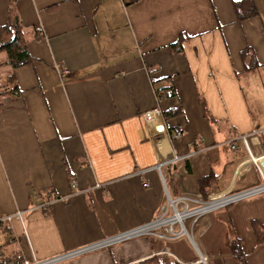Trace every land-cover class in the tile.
<instances>
[{
    "label": "crops",
    "instance_id": "0c3cea01",
    "mask_svg": "<svg viewBox=\"0 0 264 264\" xmlns=\"http://www.w3.org/2000/svg\"><path fill=\"white\" fill-rule=\"evenodd\" d=\"M233 1L0 0V26L17 16L32 57L12 69L0 52L1 84L18 88L0 97L5 255L43 259L148 222L166 193H201L202 176H213L209 192L259 181L253 169L236 174L245 152L226 143L262 129L233 78L249 55L251 70L264 67V0L243 20ZM169 84L170 96L156 90ZM156 106L158 147L142 118ZM176 125L183 133L170 140ZM168 148L195 154L159 171L158 150ZM253 221L264 229V196L188 221L189 237L144 235L57 264H264Z\"/></svg>",
    "mask_w": 264,
    "mask_h": 264
},
{
    "label": "built area",
    "instance_id": "2783aa9c",
    "mask_svg": "<svg viewBox=\"0 0 264 264\" xmlns=\"http://www.w3.org/2000/svg\"><path fill=\"white\" fill-rule=\"evenodd\" d=\"M66 73V70L61 71V75ZM142 118L149 132L152 144L158 147L162 143V133L165 134V129L161 124V109L156 106L143 113ZM158 125L162 126L161 130L156 128ZM168 133L170 140L177 139L182 135L183 127L181 125L173 126ZM226 145L232 151L237 150L238 145H241L244 149L245 157L239 161L235 172L240 175L249 169H253L259 176L257 183L238 190L210 191L205 197L202 193L195 192L182 194L177 197H171L166 193V200L159 214L148 222L43 259H38L32 255V258L24 259L23 264H57L76 256L108 248L144 235H154L158 239L167 240L176 239L181 236L189 237L190 229L186 226L188 221L192 226L204 215L225 208L238 201L264 194V128L233 138ZM194 154L195 151L177 154L171 153L169 148L166 151L160 149L158 150L159 156L155 167L160 171L163 165L189 161ZM15 217L19 220L21 219L19 213Z\"/></svg>",
    "mask_w": 264,
    "mask_h": 264
},
{
    "label": "trees",
    "instance_id": "16d2710c",
    "mask_svg": "<svg viewBox=\"0 0 264 264\" xmlns=\"http://www.w3.org/2000/svg\"><path fill=\"white\" fill-rule=\"evenodd\" d=\"M233 7L237 15V18L240 20L248 19L257 14L256 6L253 0H234ZM0 52L4 54L3 64L9 65L12 69L32 61V57L29 55L27 51V39L24 35V29L17 16L9 17V20L4 25L0 26ZM246 54H247L246 49L241 52V56L243 59ZM249 56H250V60H252L251 66H253L254 64H256V62L253 61L252 55ZM246 62L247 61L244 62L245 69L247 68ZM17 90L18 88L15 83H13L10 87H8L7 84H1V79H0V97L3 95H7L8 92L13 94L14 97L16 96L15 93L17 92ZM156 90L158 92H161V94L168 96L174 93L171 84L167 86L166 85L162 86ZM175 112L177 111L171 110L169 111L168 114L172 115ZM212 180H213V176L211 175L202 176L198 179V188L200 189V192L204 197L211 189ZM2 224H3L2 221H0L1 229L3 230L5 235L11 234L9 227L6 225L2 226ZM252 226L257 236V241L258 242L263 241L264 240L263 227L257 221H253ZM4 251H3V247H0V264L24 263V258L19 252H14L11 255H5ZM235 254L242 262V255L240 251H238V249H236ZM134 264H161V263L159 260H156V258H148L138 261ZM169 264H177V263L171 261Z\"/></svg>",
    "mask_w": 264,
    "mask_h": 264
},
{
    "label": "rangeland",
    "instance_id": "374dc122",
    "mask_svg": "<svg viewBox=\"0 0 264 264\" xmlns=\"http://www.w3.org/2000/svg\"><path fill=\"white\" fill-rule=\"evenodd\" d=\"M111 9H114L113 7ZM248 62V61H247ZM247 68L241 73H237L234 81L239 87L240 97L243 103L245 104V108L249 112L250 117H252L255 125L258 128L264 127V67L255 68V70H251L252 60L248 62ZM3 65V63H1ZM0 64V65H1ZM245 66V65H244ZM250 69V70H249ZM5 72L2 70V66H0V79L2 80ZM226 120L219 121V126H223ZM261 196H264L262 194ZM20 214L21 219L22 215L20 212H15V216ZM14 216V214L12 215ZM20 219V221H21ZM2 226H5L9 218L6 217L1 219ZM187 227L188 224L186 223ZM10 236V234H6V237Z\"/></svg>",
    "mask_w": 264,
    "mask_h": 264
},
{
    "label": "bare ground",
    "instance_id": "6f19581e",
    "mask_svg": "<svg viewBox=\"0 0 264 264\" xmlns=\"http://www.w3.org/2000/svg\"><path fill=\"white\" fill-rule=\"evenodd\" d=\"M189 223V222H188ZM190 224V223H189ZM187 226V225H186Z\"/></svg>",
    "mask_w": 264,
    "mask_h": 264
}]
</instances>
